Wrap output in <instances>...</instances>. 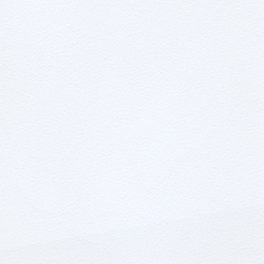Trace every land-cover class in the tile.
Instances as JSON below:
<instances>
[{
    "label": "snow or ice",
    "instance_id": "obj_1",
    "mask_svg": "<svg viewBox=\"0 0 264 264\" xmlns=\"http://www.w3.org/2000/svg\"><path fill=\"white\" fill-rule=\"evenodd\" d=\"M0 264H264V0H0Z\"/></svg>",
    "mask_w": 264,
    "mask_h": 264
}]
</instances>
